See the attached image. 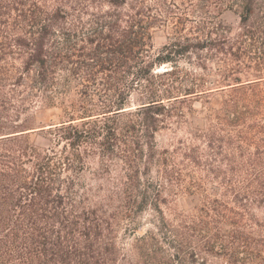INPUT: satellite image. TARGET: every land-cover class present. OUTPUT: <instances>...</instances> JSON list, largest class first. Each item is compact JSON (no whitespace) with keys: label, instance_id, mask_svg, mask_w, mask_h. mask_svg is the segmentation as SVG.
Masks as SVG:
<instances>
[{"label":"trees","instance_id":"trees-1","mask_svg":"<svg viewBox=\"0 0 264 264\" xmlns=\"http://www.w3.org/2000/svg\"><path fill=\"white\" fill-rule=\"evenodd\" d=\"M0 264H264V0H0Z\"/></svg>","mask_w":264,"mask_h":264},{"label":"rangeland","instance_id":"rangeland-1","mask_svg":"<svg viewBox=\"0 0 264 264\" xmlns=\"http://www.w3.org/2000/svg\"><path fill=\"white\" fill-rule=\"evenodd\" d=\"M221 20L226 24H229L233 27L237 26L238 24V17L231 11H225L220 16ZM165 43V34L162 31H156L153 35V45L155 49H160L162 45ZM164 68L159 69V71H163ZM51 113H47L44 115H39L36 117L37 122L40 123H47L52 117ZM183 136L182 132H177L175 136H172L171 133L167 131L160 132L156 135V142L158 147H165L172 142V138H178ZM37 143L43 144L45 140L38 136L35 138ZM192 199L187 198H178L175 202V207L177 210L187 211L191 207Z\"/></svg>","mask_w":264,"mask_h":264}]
</instances>
